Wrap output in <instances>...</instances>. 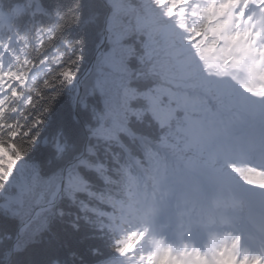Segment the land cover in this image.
<instances>
[{"label":"snow or ice","instance_id":"1","mask_svg":"<svg viewBox=\"0 0 264 264\" xmlns=\"http://www.w3.org/2000/svg\"><path fill=\"white\" fill-rule=\"evenodd\" d=\"M38 15L0 10V264H264V0Z\"/></svg>","mask_w":264,"mask_h":264},{"label":"trees","instance_id":"2","mask_svg":"<svg viewBox=\"0 0 264 264\" xmlns=\"http://www.w3.org/2000/svg\"><path fill=\"white\" fill-rule=\"evenodd\" d=\"M29 0H9V6L17 3H27ZM41 4H43L44 8L47 10L49 15H38L35 19H33L31 16L24 17L22 19H17V24L20 26V31H27L34 27V25H47L50 23H53L55 21L54 12L57 8H60L61 6H68V5H74L76 0H39ZM81 2L86 6L89 3V0H81ZM88 14L87 7L83 10V16L86 18ZM82 21L81 24L73 25L71 28L67 30L68 34L71 35L72 38H80L81 36H84L86 40V47H87V55L85 56V61L83 63V66L81 68L80 75L83 77L86 74L87 69L90 67V65L94 62L95 59V40H98V36L96 33L98 32V29L96 28H85L84 31H81L82 27ZM33 74L37 77L40 75L39 69H34ZM71 88V86L69 87ZM71 96L72 92H69L66 90L65 95L62 96L57 101V107H62L65 102H69V107L71 106ZM99 99V98H98ZM82 133V129H81ZM57 227H61L60 225H57ZM64 228H67V232L70 235V242L75 243L79 237L83 234H85L86 229L82 231L81 233H73L70 228H68L67 224L63 225Z\"/></svg>","mask_w":264,"mask_h":264},{"label":"clouds","instance_id":"3","mask_svg":"<svg viewBox=\"0 0 264 264\" xmlns=\"http://www.w3.org/2000/svg\"><path fill=\"white\" fill-rule=\"evenodd\" d=\"M71 8H72V5H68V6H66V7H64V6H61V7H60L61 11H67V10H69V9H71ZM80 38L85 40L84 36H81ZM83 55H84V56L87 55L86 40H85V46H84V48H83ZM82 66H83V63L80 65V71H81ZM90 68H91V66L87 69L86 74H87V72L90 70ZM67 90H68L69 92H72V91H73L72 88H68ZM100 107L103 108V99H102V98L100 99ZM259 177H260L261 182H264V175H261V176H259ZM238 178H239L242 182H244V183H246V184L249 182L248 180L245 179V177H244L243 175H240Z\"/></svg>","mask_w":264,"mask_h":264}]
</instances>
